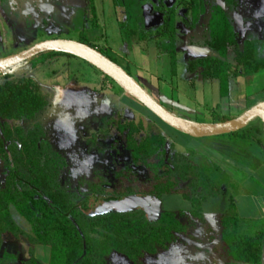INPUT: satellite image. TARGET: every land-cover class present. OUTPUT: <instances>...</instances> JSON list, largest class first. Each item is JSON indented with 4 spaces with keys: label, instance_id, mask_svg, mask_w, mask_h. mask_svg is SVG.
<instances>
[{
    "label": "rangeland",
    "instance_id": "rangeland-1",
    "mask_svg": "<svg viewBox=\"0 0 264 264\" xmlns=\"http://www.w3.org/2000/svg\"><path fill=\"white\" fill-rule=\"evenodd\" d=\"M188 1L139 0L137 3L142 6L143 16L145 17V12H150V20L145 21L144 18L139 21L141 31L147 39L130 42L124 39L119 28V24L126 20L124 8L115 7L112 0L95 1L96 21H93L88 6L85 10L78 11L68 6L65 0H16L17 3L28 2L23 8L21 5L19 8L15 1L2 0L0 6L1 9H5L8 19L6 25L0 23V57L16 54L45 40H85L95 48L106 51L119 66L162 103L155 96V86L151 84L153 85L155 80L158 81V78L162 82H170L172 68L170 57L163 46L168 39L158 34L164 25V15L158 12V7H163L167 11L170 7H174L177 55L178 52L180 54L178 77L173 80L175 82L173 86L177 87V84L179 87L180 102H183L182 98L185 96L182 93L188 94L192 97L193 103L196 101L199 103H189L191 105L189 107L212 114L213 120L216 121L218 116L223 114L234 118L236 116L232 115L240 114L245 109L247 111L258 101H264V72L258 75L256 73L252 76L253 79L251 77L246 83L242 81L245 76L231 77L235 93L229 98V93L221 97L220 94L216 97L212 95L211 103H206L209 100H203L200 93L196 94L194 88L185 81L188 78L187 59L190 55L194 60L197 57L216 56L208 46L211 40L208 21L212 7L215 5L222 7L233 22L238 33L239 48L243 49L245 42L250 40L255 44L256 53L258 50L260 52L264 47V0H237L236 7L229 5L226 0H200L205 4V12L200 16L194 31L189 30L184 22L191 21V14L188 13L185 5ZM9 3L20 10L9 12L7 8ZM137 16L139 17V14ZM145 46L149 50H143L140 52L141 55L138 54V50ZM190 46L193 50L195 46L202 48L205 55L197 53L189 55L185 51ZM196 54L197 56L193 57ZM152 58L157 60L158 69L150 67L152 63L147 60ZM227 58L235 65L234 47L229 48ZM40 59L41 56L0 74V84L8 77L32 78L41 84L42 92L49 102L48 109L35 121L11 122V126L22 127L25 131L33 129L36 125L43 128L53 150L66 162L60 176L63 187L73 192L80 191L84 200H88L90 196L88 185L92 180L95 182L102 180L108 185L106 191L113 194L125 193L131 188L137 194L147 195L152 190L155 184L153 175L145 166L133 163L130 151L126 147V133H119L114 124L112 127L102 125V120L111 116L117 118L120 116L122 122L127 119L144 118L146 125H151V128L146 129V132L138 137L145 136V133L164 135L167 140L166 158L175 154H186L208 172L215 170V178L222 186L223 193L217 198H210L203 205L206 225L198 226L189 235L181 236L179 242L170 251L156 257H146L144 264H225L213 252V248L220 245V218L229 209V197L236 192L244 193L239 199L242 227L256 229L258 222L261 228L264 226V219L259 221L249 219L251 204L258 202L264 205V201L255 198L256 191L254 193L242 186L249 181L255 189L258 186L263 188V184L257 178L248 175L245 171L247 168L253 173L257 168L255 156L249 151L258 148L257 145L249 141H240L230 135L202 139L182 135L151 115L142 105L86 61L74 56L62 55L37 65ZM256 59L263 60L264 52L257 53ZM238 72L241 74L242 69ZM195 73L202 74V69ZM245 78L249 79V77ZM215 87H219L218 82ZM237 92L238 96L235 95ZM168 94L170 96L171 93ZM170 99L175 101L174 97ZM174 101L170 102L173 106H175ZM80 104L89 105V111L84 107L81 110ZM228 104L230 106L227 107ZM238 106H242L241 110ZM229 108H231L230 112H223L225 109L229 111ZM167 109L172 112L169 105ZM217 110L223 114L217 113ZM193 118L201 119L198 115ZM5 174V167L0 160V186L5 182ZM189 191L188 183H180L176 194L161 197L162 209L165 211L191 209V204L181 198L184 193L189 194ZM11 214L22 229L30 231L28 223L14 208H11ZM22 255L27 257L25 252ZM106 260L108 264H132L117 253L107 256Z\"/></svg>",
    "mask_w": 264,
    "mask_h": 264
},
{
    "label": "trees",
    "instance_id": "trees-1",
    "mask_svg": "<svg viewBox=\"0 0 264 264\" xmlns=\"http://www.w3.org/2000/svg\"><path fill=\"white\" fill-rule=\"evenodd\" d=\"M95 1L87 0L93 21L97 19ZM112 1L115 7L124 8L126 14V20L119 24L124 39L130 42L145 41L147 36L141 31L139 22L144 20L142 6L137 3L139 0ZM226 1L233 7L237 6V0ZM185 5L191 14V21L187 25L192 29L205 12V4L200 0H189ZM208 30L211 37L208 46L216 56L191 61L188 70L193 73L201 68L203 78L218 79L221 95L226 96L231 77H252L264 69V59H256V47L250 40L245 42L243 49L239 48L238 33L233 22L218 5L212 7ZM158 34L168 39L163 46L170 57L172 74L175 75V9L167 12ZM79 42L95 48L85 40ZM230 47L235 49V65L227 58ZM99 51L116 62L106 51ZM62 55L67 54H42L40 62ZM239 69H242L241 74ZM48 105L41 86L32 78L8 77L0 84V159L6 169L5 186L0 188V249L9 234L13 239L25 240L31 245L30 259L24 264H43L34 259L35 245L51 248L49 264H108L106 257L113 253L125 257L132 264H144L146 257H156L170 251L181 236L206 225L203 205L210 198H217L223 193L222 186L215 178V170L208 172L184 154L166 158L167 140L162 134L145 133L141 138L135 136L150 128L143 121L130 122L120 130L123 132L128 128L127 150L135 165L145 166L153 175L155 184L152 190L147 195H141L129 188L125 193L112 195L104 188L93 186L91 191L98 197L126 200L143 196L150 201L130 210L109 207L103 211L89 209L95 198L88 203H80L77 194L61 186L60 176L66 163L44 140L43 129L36 126L26 132L21 127L12 128L9 124L10 121H33ZM231 119L222 115L216 121ZM229 135L240 141L252 142L264 152L263 124L259 119ZM180 183L189 184V194L184 193L183 198L191 203V209L162 210L160 198L176 194ZM229 201L228 211L220 218V245L213 248V252L225 264H262L264 228L244 229L233 195ZM11 207L26 220L30 232L17 226L10 214ZM7 260L13 259L6 254L0 258V264Z\"/></svg>",
    "mask_w": 264,
    "mask_h": 264
},
{
    "label": "water",
    "instance_id": "water-1",
    "mask_svg": "<svg viewBox=\"0 0 264 264\" xmlns=\"http://www.w3.org/2000/svg\"><path fill=\"white\" fill-rule=\"evenodd\" d=\"M56 52L82 59L110 78L128 96L139 102L164 124L177 132L195 139L218 137L239 132L253 120L259 119L264 132V102H261L242 115L224 122L192 123L184 121L164 106L139 84L124 68L105 56L102 52L85 43L65 39H50L39 42L30 48L0 58V74L6 73L22 63L29 62L42 54ZM146 198L136 197L129 200L98 199L89 205L93 211L105 208L130 210L137 208Z\"/></svg>",
    "mask_w": 264,
    "mask_h": 264
},
{
    "label": "crops",
    "instance_id": "crops-1",
    "mask_svg": "<svg viewBox=\"0 0 264 264\" xmlns=\"http://www.w3.org/2000/svg\"><path fill=\"white\" fill-rule=\"evenodd\" d=\"M65 2L68 6H71L72 8H74L78 11L79 10L80 11L85 10L88 6L87 0H65ZM149 13L145 12V14H146L144 17L145 21L150 20ZM210 17H211V15H210ZM146 49H148L147 46H145L144 48H140V51L138 50V54L140 52H142L143 50H146ZM194 50H193V47L190 46V47L186 48L185 52L188 53L189 55L194 54V53L205 55L204 50L202 48L195 46ZM260 52L261 53L264 52V47H263V49H261ZM260 52H259V50L257 51V53H260ZM179 54L180 53L178 52V55H177V72L175 75H173V74L171 75L172 80L170 82H162L158 78V81L155 80V83H153V85L151 84V86H155V89H154L155 96L161 100V102L163 103V105L166 108L169 105V108L172 110V113L184 121L192 122V123H215V122H218V121L213 120L212 114H209V113L202 111V110H197L198 108L196 110H194L193 107H189V106H191V105H189V103L190 104H199V103H198V101H196L197 99H195L196 102L193 103L192 97L189 96L188 94L182 93L185 96L182 98L183 102L182 103L180 102L179 96L181 95V93L178 91L179 87L177 84H176L177 87L173 86V84H175V82L173 80L176 77H178V56H179ZM197 54L193 55V57L197 56ZM140 55H141V53H140ZM205 57H210V56H205ZM196 59H198V57ZM192 60H194V59L191 58V55H190V57L188 56L187 62L189 63ZM147 61L149 63H152V65H150L151 68L158 69L157 64H156L157 60H155V58H154V60L152 58V59H149ZM261 72H264V69L260 70L256 75L260 74ZM193 79H195V81H193ZM250 79H251V77H249V79L248 78L246 79L244 77V79L242 81H244L246 83V82H249ZM252 79H253V77H252ZM185 81H187L188 84L194 88L196 94H197V92L200 93V96L203 100H206V101L209 100L206 103H211L210 99H212V95L216 97V95L220 94V97L222 96L221 95V85H220V81L218 79H205L200 74L197 75L196 73L192 74V73L188 72V78L185 79ZM217 82L219 85L218 88L215 87ZM234 91L235 90L233 89V80H229L228 98L232 94L235 93ZM168 93H171L170 96ZM235 95L238 96V92ZM173 97H174L175 101L170 99ZM173 101H174L175 106L170 104V102H173ZM262 102H264V101H262ZM259 103H261V102L258 101V103H255V104L257 105ZM228 106H230V105L228 104L227 107ZM241 107L242 106H240V107L238 106L239 110H241ZM230 109L231 108L228 109L229 111H227V109H225V111H223V110L222 111L228 113V112H230ZM245 110H243L242 113L240 112V114L238 113L237 115H232V116L238 117V116L242 115L245 112ZM231 112L233 114H235L234 111H231ZM217 113L223 114L220 110H217ZM197 115L201 118L200 120L193 118L195 116L197 117ZM223 115L225 116V114H223ZM182 117H184V119ZM236 117H234V118H236ZM249 151H251V154L255 156V159H256L255 163L257 165H258V163H260V164H259V166L256 165V167H257V168H255L256 172L253 171V173H252V171L247 170V168H245L246 169L245 171L247 172L248 175H252L255 178H257L261 182V184H263L262 185L263 188L258 186L259 188L257 187V189H255L254 186L251 185V183H249V181L244 183L245 185L243 184L242 186L244 188L248 189L249 191H253L254 193L256 191V194H255L256 197L255 198H257V199L261 198L264 201V152L259 147L249 149ZM243 194H244L243 192H239V193L236 192L233 195L234 201H235V204L237 207L238 215H239V199L242 198ZM249 213H250L249 215H251V216H249L250 220L259 221V220L264 219V205L263 204L260 205L258 202L251 204V211L249 210ZM239 217H240V215H239ZM257 228H261L259 225V222H258ZM7 236H9V235H7ZM7 236L5 237V240H4V242L1 246V249H0V258H2L4 255L8 254L9 256L12 257L13 260H7L3 264H24L30 258V250L32 248L31 245L25 240H21V241L15 240V239L11 238V236L10 237H7ZM33 250H34V259L35 260H37L38 262L43 263V264H49L50 263V261H51V248L50 247L44 246V245H35L33 247ZM23 252H25V254H27V257H24V255H22ZM234 264H240V263H234ZM262 264H264V245H263Z\"/></svg>",
    "mask_w": 264,
    "mask_h": 264
},
{
    "label": "flooded vegetation",
    "instance_id": "flooded-vegetation-1",
    "mask_svg": "<svg viewBox=\"0 0 264 264\" xmlns=\"http://www.w3.org/2000/svg\"><path fill=\"white\" fill-rule=\"evenodd\" d=\"M13 1H15L16 2V0H12V2ZM1 2H2V0H0V4H1ZM17 3V2H16ZM27 3L28 2H24V3H17L18 4V6H19V8H20V5L22 6V8H23V6H25V5H27ZM32 3H34V4H36L35 2H33L32 1ZM96 5V4H95ZM36 6V5H35ZM2 7L0 6V23H4L5 25H6V23H7V14L5 13L6 11H5V9H1ZM7 8H8V11L10 12H18L20 9L19 8H15L11 3H9L8 4V6H7ZM88 8H89V6H88ZM175 9L174 7H170L169 8V10L170 9ZM37 9V8H36ZM96 9H97V7H96ZM168 10V11H169ZM38 11V10H37ZM167 9L165 10L163 7H158V12L159 13H161V14H163L164 15V19H165V17H166V15L165 14H167ZM164 12H166V13H164ZM153 13H155V12H153ZM185 22V24H187V22H188V20H185L184 21ZM189 23V22H188ZM198 25V24H197ZM197 25L194 27V28H189V30H191V31H194L195 29H196V27H197ZM161 35V34H160ZM97 49V48H96ZM97 50H99V49H97ZM101 52V51H100ZM8 56V55H7ZM71 56V55H70ZM4 57H6V56H4ZM0 58H2V57H0ZM52 59H54V58H52ZM52 59H48V60H52ZM198 59H200V58H198ZM197 60V59H196ZM32 61V60H31ZM47 61V60H46ZM192 61H195V60H192ZM40 63V60H38V63H37V65ZM190 63V62H189ZM189 65V64H188ZM199 69H201V68H199ZM198 69V70H199ZM187 71L188 72H190L188 69H187ZM191 73V72H190ZM193 73H195V72H193ZM192 73V74H193ZM103 74V73H102ZM104 75V74H103ZM200 75H202V74H200ZM104 77H107V76H105L104 75ZM110 79V78H109ZM111 80V79H110ZM36 81V80H35ZM112 81V80H111ZM112 83H114L113 81H112ZM39 85H41L40 83H39ZM115 85H117V84H115ZM118 87V86H117ZM150 94V93H149ZM133 99V98H132ZM157 100V99H156ZM136 101V100H135ZM158 101V100H157ZM137 102V101H136ZM159 102V101H158ZM81 103H83V102H81ZM139 103V102H138ZM160 103V102H159ZM140 104V103H139ZM162 106H164L163 105V103H160ZM141 105V104H140ZM49 106V105H48ZM143 106V105H142ZM79 107H81V110H82V107H84L85 109H88V111H89V105H82V104H80V106ZM144 107V106H143ZM165 107V106H164ZM145 108V107H144ZM166 108V107H165ZM48 109V107L46 108V110ZM146 109V108H145ZM167 109V108H166ZM45 110V111H46ZM147 111H149L148 109H146ZM168 110V109H167ZM44 111V112H45ZM87 111V110H86ZM169 111V110H168ZM43 112V113H44ZM150 112V111H149ZM151 113V112H150ZM172 113V112H171ZM173 114V113H172ZM151 115H153L154 117H156L154 114H152L151 113ZM40 116V115H39ZM38 118V117H37ZM36 118V119H37ZM157 118V117H156ZM35 119V120H36ZM158 119V118H157ZM35 120H33V121H35ZM159 120V119H158ZM22 121H29V120H21V121H10L9 122V124H10V126H11V122H22ZM140 121H143V122H145L146 123V120L144 119V118H140V119H138V120H133V119H127L125 122H122L121 121V118H120V116L117 118V116H114V117H110V118H104L103 120H102V125L104 124V125H107V126H109V127H112V125L114 124L115 125V129L119 132V133H126V137H127V134H128V128L126 129V130H124L123 132L120 130V128L122 127V126H126V125H128V123H130V122H134V123H138V122H140ZM161 121V120H160ZM162 122V121H161ZM148 123V122H147ZM37 126V125H36ZM35 126V127H36ZM147 126H150V128H151V125H149V124H147ZM12 127V126H11ZM19 127V126H18ZM34 127V128H35ZM40 127V126H39ZM13 128V127H12ZM22 128V127H21ZM42 128V127H41ZM24 129V128H23ZM43 129V128H42ZM109 129H111V128H109ZM148 129V128H147ZM32 130V129H31ZM25 131V130H24ZM30 131V130H29ZM44 131V130H43ZM26 132H28V131H26ZM144 131H142L141 133H143ZM141 133H138V135H135L137 138H141V137H138L139 135H141ZM179 133V132H178ZM182 135H184V134H182ZM164 136V135H163ZM186 136V135H185ZM165 137V136H164ZM194 139V138H193ZM44 140H46L47 142H48V140L46 139V135H45V131H44ZM49 144H50V142H48ZM7 145H9V143L7 144ZM50 146H51V144H50ZM51 149L53 150V148H52V146H51ZM54 151V150H53ZM54 152H56V151H54ZM57 154H59L58 152H56ZM60 155V154H59ZM184 155H186V154H184ZM61 156V155H60ZM186 156H188V155H186ZM1 160V159H0ZM2 161V160H1ZM3 163V162H2ZM66 163V162H65ZM3 166H4V163H3ZM5 167V166H4ZM6 170V169H5ZM1 175H2V173H1ZM4 178H5V180L4 181H6V174L4 175ZM60 184H61V182H60ZM5 186V182L0 186V188H3ZM61 186H62V184H61ZM96 187V188H101V189H107V187H108V185H106V183H104V182H102V180H99L98 182H95V181H91V182H89V185H88V189H89V198H88V200H84V197H83V195L80 193V191H75V192H73V191H70V190H68L67 188H65V187H63V188H65V189H67L69 192H71V193H75V194H77L79 197H80V199L78 200L80 203H88L92 198L94 199L95 198V200H93L92 202H94V201H96V200H98V199H114V200H118L117 198H114V197H111V198H106V197H98V195L97 194H95V193H93L92 191H91V188L92 187ZM223 189V188H222ZM107 192V191H106ZM109 193V192H108ZM110 194H112L113 195V193H110ZM169 195H174V194H169ZM102 196V195H101ZM163 196H166V195H163ZM162 196V197H163ZM136 197H142V198H146V197H143V196H136ZM136 197H133V198H136ZM133 198H130V199H133ZM181 198L182 199H184L182 196H181ZM161 199V198H160ZM126 200H129V199H126ZM185 200V199H184ZM119 201H122V200H119ZM150 201V199L149 198H146V200L145 201H143L141 204H143V203H147V202H149ZM187 201V200H186ZM189 202V201H188ZM190 203V202H189ZM140 204V205H141ZM191 204V203H190ZM160 205H161V202H160ZM11 208H13V207H11ZM11 208H10V214H11ZM161 208H162V205H161ZM105 209H107V208H105ZM104 209V210H105ZM15 210V209H14ZM163 210V209H162ZM190 210V209H189ZM189 210H184V211H189ZM16 211V210H15ZM100 211H103V210H100ZM17 212V211H16ZM18 213V212H17ZM19 214V213H18ZM20 215V214H19ZM203 215H204V217L206 218V216H205V214H204V212H203ZM21 216V215H20ZM11 217H12V219L14 220V222L17 224V222L15 221V218L12 216V214H11ZM22 217V216H21ZM23 218V217H22ZM24 219V218H23ZM25 220V219H24ZM26 221V220H25ZM29 225V224H28ZM17 226L19 227V228H21L18 224H17ZM22 229V228H21ZM22 230H24V229H22ZM31 230V229H30ZM24 231H26V232H30V231H27V230H24ZM9 235V234H8ZM7 236V235H6ZM10 236V235H9ZM30 259V258H29Z\"/></svg>",
    "mask_w": 264,
    "mask_h": 264
}]
</instances>
